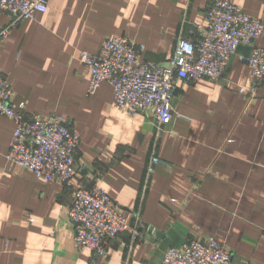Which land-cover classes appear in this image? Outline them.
<instances>
[{"label":"crops","instance_id":"obj_1","mask_svg":"<svg viewBox=\"0 0 264 264\" xmlns=\"http://www.w3.org/2000/svg\"><path fill=\"white\" fill-rule=\"evenodd\" d=\"M235 3L264 24V0ZM207 9L208 0H49L0 38L14 107L71 121L87 164L64 187L10 162L15 123L0 114V264H161L171 246L208 237L226 240L231 264H264V82L254 98L240 92L251 80L250 46L219 82L178 79L169 124L116 108L108 81L87 94L83 50L125 36L146 46L147 60L167 64ZM10 20L0 10V31ZM254 44L264 47V34ZM152 155L163 163L147 177ZM96 178L140 231L111 239L106 257L77 247L69 216L75 191Z\"/></svg>","mask_w":264,"mask_h":264},{"label":"built area","instance_id":"obj_2","mask_svg":"<svg viewBox=\"0 0 264 264\" xmlns=\"http://www.w3.org/2000/svg\"><path fill=\"white\" fill-rule=\"evenodd\" d=\"M49 0H0V10L11 20L0 31V38L37 12H45ZM264 34V24L249 15L235 0H208L206 20L179 38L173 57L167 64L144 57L146 46L125 36L106 38L97 52L83 50L82 61L91 73L87 94L96 93L108 81L114 89V106L130 115L151 114L159 125L169 124L175 115L172 100L177 80L198 81L207 78L219 82L242 45L250 46L244 60L251 69L249 85L240 92L254 98L264 82V47L255 45ZM14 88L0 74V114L11 118L15 130L7 159L46 182L71 187L77 171L87 168L78 158L81 133L72 122L58 115H26L24 104L13 105ZM178 115V114H177ZM163 160L152 155L147 177ZM79 249H90L108 256V244L123 232L132 240L140 237L137 226L129 224L123 209L103 189L96 178L91 187L74 193L69 210ZM225 239L208 237L171 246L161 264H231Z\"/></svg>","mask_w":264,"mask_h":264}]
</instances>
